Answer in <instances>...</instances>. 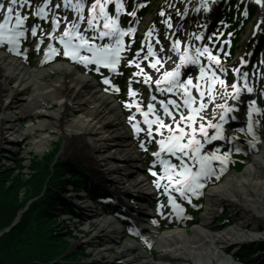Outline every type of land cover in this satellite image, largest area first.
Instances as JSON below:
<instances>
[{
    "label": "bare ground",
    "instance_id": "1",
    "mask_svg": "<svg viewBox=\"0 0 264 264\" xmlns=\"http://www.w3.org/2000/svg\"><path fill=\"white\" fill-rule=\"evenodd\" d=\"M179 1L183 11L188 10L189 13L187 17L181 16L184 22L192 17L193 14L190 15L192 10H197V14L203 17L211 14L207 12L210 0H204L206 10L201 0ZM222 3L214 2V9L217 10ZM257 7L258 21L263 18L261 14L264 13V9L259 5ZM191 43L196 44L195 35ZM193 52L194 49H190L189 56ZM166 54L174 58L167 67L174 66L173 61H179L176 52L169 50ZM51 72L55 77L47 79ZM150 74L156 77L155 72ZM146 85L154 87V83ZM216 87H219L218 83ZM228 93L222 94L223 100L216 97L215 104L229 105L232 101L228 98ZM175 99L179 101L177 96ZM237 100L240 102L239 100L242 101L243 98ZM53 104L59 106V110L52 112L50 108ZM236 106L239 104L236 103ZM211 109L212 104L209 102V107L203 111L208 113V119L213 123L220 122L219 113L223 112L224 117L229 113L219 108L218 114L212 116ZM15 111H19L21 116L31 118L32 122L25 126V130H21L17 125L21 117ZM75 111H79L80 114L68 121V115ZM203 122L207 124V120ZM226 128L230 131L232 129L228 125ZM37 129L41 130L39 134L36 133ZM52 130H58L63 134L65 137L63 149L66 153L80 157L84 164L91 168L96 179L107 185L111 182L113 186L116 185L110 190L116 199L123 203L126 202L125 198L128 195L136 197L133 206L140 207L142 211L140 215L146 216L144 214L150 211L149 204L154 196V185H150L151 181L146 177L147 172L143 171L141 155L136 152L137 147L132 146L124 114L114 96L99 87L91 76L67 61H55L47 67L28 69L17 58L0 50V132L8 133L16 140L28 132L35 133L33 149L40 151L51 143ZM200 135L197 134L198 138ZM260 138L263 142L258 152L251 157L243 170L228 172L219 184L209 188L201 221L193 226L191 233L185 228L159 232L150 227L149 231V227L143 222L144 218H140L141 221H138L137 225L142 227L143 234H147L153 240L159 257L156 260L139 243L128 240L122 250L125 263L229 264L230 259L223 255L227 245L237 246L259 238L260 224L264 229V135L261 134ZM220 162L221 167L227 170L226 158L220 159ZM223 203L233 211L240 212L242 216L235 218L234 225L220 231L211 227V215L216 213L217 208ZM113 219L103 214L99 217V222L108 224L112 231L104 247L95 246L92 249L102 258L110 256L112 246L116 245L115 242L124 231L123 225ZM91 227L92 225L89 226ZM96 228L98 227L95 225L94 229ZM86 242L91 245L90 239ZM139 248L142 250L141 255L135 256L133 252Z\"/></svg>",
    "mask_w": 264,
    "mask_h": 264
},
{
    "label": "snow or ice",
    "instance_id": "2",
    "mask_svg": "<svg viewBox=\"0 0 264 264\" xmlns=\"http://www.w3.org/2000/svg\"><path fill=\"white\" fill-rule=\"evenodd\" d=\"M110 0H92L89 7H85L84 0H63L64 8H71L74 10L75 16L73 19H68L60 16L58 11H53V8H59L60 5L55 3V0H38L35 9L31 12L33 17H40L44 20H50L49 30L45 31L40 28L39 24H31L26 27V21H28L29 13L22 11L25 6L31 8L32 0H0V44L7 42L15 49L21 43V38H24L29 31L32 37H37L38 29L40 31V38H48L47 47L44 48L45 58H50V54L60 52L65 57H70L72 60H79L85 65L89 61H94L96 64H103L106 68L115 69L116 64L120 61V53L124 50L121 36L125 32L132 34L135 29L129 23V27L124 28L118 24L119 13L123 10V4L121 0H115V7L117 15L109 16L105 11L106 6ZM254 3L259 5L261 9H264V0H253ZM204 4L205 10L207 9L204 0H201ZM136 5L134 4V7ZM51 13V15H49ZM135 16V12L129 13ZM160 14L164 15V9L161 8ZM264 17V13L261 14ZM103 18V27H99V22ZM81 21H85L86 29L92 30V35L88 36L85 32L80 31L82 25ZM168 28H172V24L169 20L163 21ZM63 26V27H62ZM264 26V18L257 21L256 27ZM62 27V31H58ZM155 29V25L144 34L145 39L141 41L142 45L147 43L146 54L141 56L143 49H138L136 55L128 60V64H135L138 71L133 75L140 77L143 75V80L140 81L143 84L154 83L156 85V92L176 93L182 103H178L176 99L171 96L167 99H161L159 101V108L156 107L152 101L156 99L155 96H151L147 104V109L142 108L136 97V92L129 86L127 95L131 97V101H124L125 107L132 108L135 106V112L129 117V121L135 120L132 127L137 132L143 131L140 127V120H136V114L140 113L143 123L147 125L146 135L152 138L153 132L161 134L162 130H167V135H164L162 139H158L156 143L160 146V150L152 153L154 157L161 156V152L170 154L171 157H176L179 160V164L173 163L170 159L161 158L160 164L162 167L163 175L169 183L165 186V191L170 188H175V191L182 197H186L187 193H195L197 188L202 187L199 183V177L208 175L210 171L209 161L213 159H223L218 157L215 151L211 154L208 152L201 153V149L204 148V144L210 139H216L218 133H220V123H213L211 119H208V113H205L203 109L209 107V102L212 104L211 115L216 116L218 114L217 109L223 108L224 112L231 111V106L226 104H215V98L219 97L223 100V95L228 93L229 87L232 93L238 94L240 88L237 82L234 80L231 85H227L225 80L221 78V75L226 71L220 66V50L217 49L216 54L212 52V48L208 44H194L191 43L194 34H188L186 41H181L179 38H173L169 33L165 32V39L171 40L170 51H174L179 55V61H173L174 66L165 68L166 61H171L170 55H158V53L164 52V45L160 43L159 37H156L155 44L159 45V48H155L153 43L148 41L147 38L152 36ZM231 35V34H229ZM103 39L105 37H113L115 44L102 43L97 44L96 38ZM34 40L36 48H40V42L42 39ZM205 37L201 35H195L196 41L204 40ZM211 40V37H208ZM58 41L63 46L62 49L56 48L52 41ZM227 43V42H225ZM85 49L91 53V56L81 55L80 50ZM190 49H194V52L189 56ZM227 55V53H225ZM143 59L148 62V67L153 69L156 78L153 80V76L144 71L141 67L139 60ZM151 57V59H150ZM201 57H206L207 63L202 62ZM188 63L199 64V71L201 76L196 78V82L193 83V78L188 76L187 79H181L183 65ZM240 63H245L244 59L240 58ZM219 68V73L217 72ZM99 71V69H97ZM234 73H239V68H233ZM248 73H243V76H247ZM203 77V83L201 78ZM131 79V78H130ZM104 82L110 83L107 77H104ZM219 87H215L216 84ZM112 87L119 91L116 85ZM243 88L247 92H252L253 88L248 87L247 84L243 85ZM195 89L196 94H193ZM207 97V100H205ZM235 99V96H233ZM255 101H252L249 106V124L248 130L253 131L251 122V113L253 111L260 112L259 108H254L252 105ZM220 120H224V113H219ZM168 122H165V121ZM207 120V124L203 121ZM153 125H156L153 128ZM184 125V126H181ZM198 125V126H195ZM217 129V133L209 135L208 128ZM201 134L198 138L197 134ZM143 144V141H141ZM239 151V149H237ZM227 154L225 153V156ZM191 162V163H189ZM155 164L156 161H153ZM191 164H198L199 168L194 172ZM153 175H156L153 172ZM157 186L159 182L157 181ZM198 194V193H197ZM168 202L175 208H179L175 201V198L169 194ZM155 222V221H154Z\"/></svg>",
    "mask_w": 264,
    "mask_h": 264
},
{
    "label": "trees",
    "instance_id": "3",
    "mask_svg": "<svg viewBox=\"0 0 264 264\" xmlns=\"http://www.w3.org/2000/svg\"><path fill=\"white\" fill-rule=\"evenodd\" d=\"M60 150L57 143L42 156L33 155L28 173L23 159L11 156L14 166H0V230L10 226L21 212L20 220L0 237V264H72L77 255L71 254L62 261L56 260L69 247V233L55 228L61 211L57 190L65 192L64 179L78 185L76 164L64 159H55ZM14 155V154H13ZM81 186H76L79 191ZM245 246L238 260L245 264H264V241L261 245ZM255 255L256 257H253ZM263 257V258H262Z\"/></svg>",
    "mask_w": 264,
    "mask_h": 264
},
{
    "label": "rangeland",
    "instance_id": "4",
    "mask_svg": "<svg viewBox=\"0 0 264 264\" xmlns=\"http://www.w3.org/2000/svg\"><path fill=\"white\" fill-rule=\"evenodd\" d=\"M163 1L164 0H154V3L151 5V9L155 8L158 10V6H160L161 4H163ZM171 9H169L170 11ZM172 12H175L177 13V11L173 10ZM251 22V21H250ZM247 28H249L250 25H248L247 23ZM245 26V27H246ZM245 36V35H244ZM28 69H32V68H29V67H26ZM55 75L53 72L50 73V75H47V79H51V78H54ZM59 106H57L56 104H53L51 106V111L52 112H55L57 110H59ZM16 114L21 117L19 119V123H17V125L19 126V128L21 130H25V126L29 123H31V118L30 117H24V116H21L20 115V112L19 111H15ZM80 114L79 111H75L74 113H70L68 115V121L71 120V119H74L76 118V116ZM44 129H42L43 131ZM41 132L40 129H37L36 130V133L39 134ZM52 137H51V143L48 144L44 150H34L33 149V146H34V139H33V136L35 135V133H27L25 136L21 137L20 139L16 140V139H12V136L8 133H1L0 132V166H4V165H8L10 164V158H9V155H12L11 152L14 151V152H17L15 154H17L16 156H20L21 158L24 157L25 159H23V162L26 166V168L24 169V172L26 173L27 171V166L30 165L29 163V156L30 158L32 157V154H38V155H42L45 151L48 152L52 147V145H57L60 144L61 142V147H60V152L61 153V156L60 159H64L66 160L67 158H70L72 160H77L78 162H80L84 169L86 168V170L88 171L89 175L90 176H87L82 170H80L81 168L79 167H76L75 168V172H79L81 174V176L86 179L84 180L87 181L88 183H84L85 186H93V185H90L92 183H98V182H101V180H98L96 181V177L93 175L92 173V170L89 166H86L83 162V160H81L80 157H76L72 154H69V153H66V151L63 149L64 148V144H65V137L63 136V134L58 131V130H52ZM14 142L16 143V145L14 144ZM7 148V149H6ZM8 148H11L12 151L8 150ZM58 154V153H57ZM56 154L55 156V159H58V155ZM13 156V155H12ZM26 160V161H25ZM250 161V159L247 161V163ZM246 163V165H247ZM13 166V165H12ZM245 168V166H244ZM243 168V169H244ZM242 169V170H243ZM236 172H239V171H236ZM68 179H69V175L67 176ZM67 178L64 179V182L63 185L64 187H66V189H70L72 192L70 194V196H67L68 197V201L70 200H76L75 199V193L73 191V188L72 187H75L74 185V182H69ZM91 182V183H89ZM220 183V182H219ZM87 193V192H86ZM78 194H82V195H86L84 194V191L78 193ZM88 195V194H87ZM64 196V195H63ZM90 195H88L89 197ZM34 199H31V201H33ZM83 202V201H82ZM224 207H226L228 213H229V218H230V222H228V224H224V223H221V224H218V223H215L213 220L211 221V227L213 228H216L220 231L226 229V228H229L231 227L232 225L235 224V218L237 217H241L242 214L240 212H237V211H233L231 209V207H229L226 203H223L222 204ZM218 209H220V207H218ZM90 213H94L93 211L90 212V211H87V214L90 215ZM87 217V215H86ZM201 217L202 215L200 214V217H199V223L201 221ZM19 219V216L16 218L15 222ZM65 222H71L69 224V227H70V230L72 231V234H76V231L75 229L78 228L79 230H81V233L79 235H75L76 238H73L74 240H69L70 244L72 245V247H68V250H71V254H77V258H75L74 261H78V263L82 262L83 264H126L124 259H123V248H124V245L125 243L127 242V240L125 239V237L123 236L121 239H118L117 242H116V245H115V248H112V253H110V256L109 257H99L96 253V251H93L92 249L95 247V246H99L97 244H99V241H100V238L101 237H105V233L103 235L100 236V238H97L95 240H92L91 245H89L86 241L88 239H90V237L92 236V229L94 227H91V228H88V221L86 218H83V219H74V214H71L70 217L66 216L65 217ZM63 221H57V223L55 224V228H59L60 226H62L63 223H65ZM91 222V225H93L94 221L93 220H90ZM67 223V224H68ZM66 224V223H65ZM194 226V225H193ZM193 226H190L189 228H187L190 233H191V229L193 228ZM250 228H252V226H250ZM87 229V230H85ZM104 230V229H103ZM259 231H260V235H259V238H256L255 240H252V241H246L240 245H237L239 247H243V246H255V245H261V242L264 241V229H263V225L260 224L259 226ZM97 233H99V230L97 229L96 231ZM65 235V234H64ZM69 244V245H70ZM93 244V245H92ZM231 245V244H229ZM256 246V247H257ZM100 247V246H99ZM238 247V248H239ZM258 248V247H257ZM79 253V254H78ZM135 256H137L138 254H140L139 251H134L133 252ZM264 254V253H263ZM97 255V257H96ZM141 255V254H140ZM156 255V254H154ZM225 257L229 258V264H243V263H240V262H237V261H234L230 256L226 255L225 253L223 254ZM261 255V254H260ZM254 256V255H252ZM159 257V256H158ZM158 257L157 256H154V258L156 260H158ZM121 260L123 261V263H121Z\"/></svg>",
    "mask_w": 264,
    "mask_h": 264
}]
</instances>
